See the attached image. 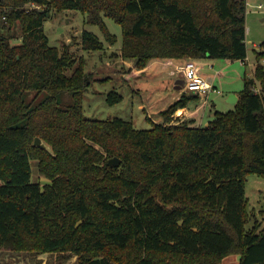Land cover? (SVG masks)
<instances>
[{"label": "trees", "instance_id": "1", "mask_svg": "<svg viewBox=\"0 0 264 264\" xmlns=\"http://www.w3.org/2000/svg\"><path fill=\"white\" fill-rule=\"evenodd\" d=\"M63 9L84 13L112 43L105 16L119 22L122 57L140 69L155 58L248 56L246 0H0V248L69 251L78 264H221L233 253L238 264H264V224L247 226L246 194L248 174L264 177V41L233 108L206 124L174 116L199 97L183 92L162 121L139 128L85 114V59L51 44L44 28ZM81 43L105 47L87 28ZM31 90L48 94L34 102ZM112 156L119 165L106 164ZM33 160L45 182L33 179Z\"/></svg>", "mask_w": 264, "mask_h": 264}, {"label": "rangeland", "instance_id": "2", "mask_svg": "<svg viewBox=\"0 0 264 264\" xmlns=\"http://www.w3.org/2000/svg\"><path fill=\"white\" fill-rule=\"evenodd\" d=\"M259 3L263 4L262 8H258L257 5ZM105 20L110 31L117 35V41L114 43L107 40L99 25L86 23L84 13L75 9L56 11L45 21L44 28L51 44L57 45L61 49L67 46L74 52L76 57H83L85 59L86 70L89 72L91 79V84L85 92L83 101L84 112L87 116L99 118L121 116L132 120L135 126L139 128H149L152 125L151 120H163L161 110L172 103L174 95L178 93V89L175 87L178 86L179 88V83H176L177 78H173L168 74V70L174 65L170 67L168 65L166 67L169 68L164 69L161 63H155L151 69L138 72L139 74L133 73V69L137 68L135 60L127 62L126 60L129 59H124L121 54L122 25L108 16H105ZM246 25L248 56L245 61L241 59L215 58L216 60H220V62L212 69V66L209 67L202 60L204 67L206 66V70L209 72L217 71L218 67H222V73L218 76L216 83L218 85L216 87L220 91H210L205 110H203L204 99L201 97L202 99L199 100L201 104L200 111H204L202 117L203 124H206L212 118L216 109L225 111L233 108L234 103L228 101V97L234 92L238 93L244 87V77L246 75L254 76V68L257 64L255 57L256 50L261 48V43L264 41V0H248ZM84 28L98 34L104 41L105 47L97 50L84 49L81 43V33ZM8 34L14 35L12 39L13 43H19L22 34L20 24L14 25ZM261 62L264 64V59ZM77 64L78 62L67 68L66 73L70 75ZM255 85L258 89L260 88L258 82ZM112 89L123 94L121 101L116 103L108 102L107 96ZM47 94L48 91L45 90L40 93L32 90L25 92L27 100L34 102L41 100ZM59 99L63 104H68L72 100L71 92H61ZM177 113L179 111H176L175 114ZM32 165L34 167L33 179L45 182L47 179L37 171L35 160L32 161ZM246 194L249 200V210L253 213L251 221H249L247 226H251L254 219L260 220L264 224V177L256 173L248 174ZM21 251H23L26 260L30 255L35 257L38 254L49 252L50 254H46L38 259V261L47 260L48 264L53 263L52 261L56 258L54 257L55 253L58 254H56L58 261L63 257L67 258L75 255L69 251ZM238 263L239 255L236 253L227 255L221 262V264Z\"/></svg>", "mask_w": 264, "mask_h": 264}, {"label": "crops", "instance_id": "3", "mask_svg": "<svg viewBox=\"0 0 264 264\" xmlns=\"http://www.w3.org/2000/svg\"><path fill=\"white\" fill-rule=\"evenodd\" d=\"M131 60H133V59H131ZM131 60H126V61L130 62ZM185 60L186 59H184V58H178V59L155 58V59H152L147 64V66H145L144 68H141V69L140 68H134L133 73L136 72L137 74H139L138 72H142V71L144 72L148 69H151L155 65V63H161V65L164 67V69H167L171 65H174L173 67H171V69L168 70V74L171 75L173 78L175 77V78L179 79L178 80L179 88H178V86H175L178 89V93L176 95H174V97H173L174 100H176L181 96V94L183 92H186L187 94H194L193 91H190V90L185 91L183 89V86H182L183 83L181 80H183V75L181 74L182 72L180 70H178V66H181L182 64H184ZM198 60L201 62L203 60V62H205L206 65H208L209 67L212 66V69H213V67L218 65L220 62V60H216L215 58H211V57H204V58H201ZM245 60H242V61H245ZM168 65H169V67H166ZM206 69H207L206 66L204 68H202L200 70L201 74L204 75L205 77H207L215 86H218L216 83H217L218 76H220L222 73V67H218L217 71H212V72H209ZM234 93H236L238 95L237 92H234ZM201 97L202 96L199 95L198 98H192L189 100V102L186 106L179 108V110L183 112L182 116L195 118L196 122L202 123V117H203L204 111L203 112L200 111L201 110V104L199 103V100L202 98L204 99L203 110L206 109V107H207L206 104L208 103V101H207V98H204V97L201 98ZM228 101H229V97H228ZM189 115H192V116H189ZM46 254H50V253L47 252V253H43V254H38V256H35V257L33 255H30L29 258L26 260L24 258L23 251H17V250H12V249L3 247V248H0V264H48L47 260L38 261L39 258H42ZM56 254L57 253H55V256H54L56 258L54 259V261H52L53 262L52 264H57V263H59V264H78V260H77L76 255H71L67 258L63 257L62 259H60L58 261V256H56Z\"/></svg>", "mask_w": 264, "mask_h": 264}, {"label": "built area", "instance_id": "4", "mask_svg": "<svg viewBox=\"0 0 264 264\" xmlns=\"http://www.w3.org/2000/svg\"><path fill=\"white\" fill-rule=\"evenodd\" d=\"M248 3V0H246ZM38 4L31 2L28 6H36ZM258 8H262L263 4L259 3ZM204 68V64L198 59H187L184 64L178 66V70L182 72L183 75V89L185 91L190 90L198 93L200 96L207 98L210 91L214 90L219 92L218 89L207 77L201 74L200 70ZM258 89V88H257ZM176 111L179 113L175 114ZM174 116H182L183 112L177 109ZM182 114V115H181ZM183 117V116H182Z\"/></svg>", "mask_w": 264, "mask_h": 264}, {"label": "water", "instance_id": "5", "mask_svg": "<svg viewBox=\"0 0 264 264\" xmlns=\"http://www.w3.org/2000/svg\"><path fill=\"white\" fill-rule=\"evenodd\" d=\"M178 80H179V79L176 80V83H178ZM181 81H182V83H183V80H181ZM182 83H181V84H182ZM181 84H180V85H181ZM237 100H238V95H237L236 93H232V94H230V96H229V101H230V102H232V103L235 104V103L237 102ZM34 143H35L36 145H38V146L44 147V148L48 149L49 151L53 152V149H52L51 144L48 143V142H47L44 138H42L41 136H38V135L35 136V138H34ZM120 162H121L120 157H118V156H112V157H110V158L107 159L106 164L112 166V165H119Z\"/></svg>", "mask_w": 264, "mask_h": 264}]
</instances>
